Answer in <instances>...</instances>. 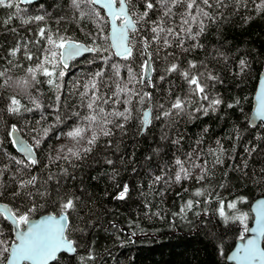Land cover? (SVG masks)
Listing matches in <instances>:
<instances>
[{"label": "trees", "instance_id": "obj_1", "mask_svg": "<svg viewBox=\"0 0 264 264\" xmlns=\"http://www.w3.org/2000/svg\"><path fill=\"white\" fill-rule=\"evenodd\" d=\"M142 2L137 0L140 11H143ZM247 3L245 8L237 5L236 0H224V6L216 7L213 0V7L207 10L216 20L206 22V31L199 37L202 48L190 47V40L184 44L188 51L175 44L158 50L154 44L144 51L137 44L131 59L112 56L108 64L115 61L121 66L120 77H127L129 68L139 77L148 53L154 71L149 80L135 87L150 93L152 100H146L134 111L125 129H114V135L101 137L84 160L73 161L75 167L64 160L50 162L49 153L55 155V149L65 142L55 137L76 119L72 113L80 111L83 115L84 110L76 107L79 103L76 87L92 80L97 70H103L106 77L111 76L102 60L86 55L70 62L66 75L59 81L63 88L59 104L58 93L40 76L42 83L30 89L42 105L40 109L19 88L0 83V191L3 192L0 203L13 211H24L31 205L34 211L30 219L61 213L57 190L64 199L72 197L76 203L77 211L69 212L68 230L69 239L76 243V254L62 253L51 264H229L228 253L245 236V226L248 229L251 225V204L264 196V125L250 123L254 96L264 71V13L257 14L252 0ZM21 8L23 11L17 13L14 8L0 7V71L5 73L0 82L14 84L28 79L27 68L34 66L36 57L42 55L44 41L38 35L39 28L84 44H90L93 38L90 34L97 31L96 17L85 2L79 9L73 6L72 0H39ZM37 15H43L45 20L22 23L23 19ZM105 31H109L107 26ZM17 46L20 48L17 56H9L10 50ZM27 53L33 55V60L25 58ZM110 55V51L103 53L105 57ZM241 60L247 65L243 71ZM189 62L198 66L192 72L205 71L201 66L206 65V70L218 77L219 82L211 92L223 104L218 111L205 116L194 112L197 105L193 102L189 109L193 115L174 114L170 119H152L150 126L143 130L140 119L143 111L151 108L154 117L157 112L168 109L177 97L186 98L189 85L185 79L179 73L169 75L165 69L178 63L186 70ZM161 76L163 80L159 79ZM120 77L106 80V85L111 87L102 85V91L111 93L114 80ZM12 95L32 110L22 115L8 113V98ZM161 104L163 109L159 108ZM229 104L234 106L229 108ZM132 106L137 108L135 100ZM56 107L60 108L59 113ZM57 115L64 123L57 121ZM13 125L31 145L37 132L50 128L40 148L34 149L39 163L24 169L23 173L17 172L20 166L12 159H25L11 142L9 133ZM209 148L217 150L216 154H209ZM194 150H202L201 159L207 160L206 179L165 183L176 171L174 160L184 159L187 153L195 154ZM217 155L221 163L215 162ZM108 159L113 163L108 164ZM49 173L54 177L51 180ZM14 175L17 180L31 175L38 177L36 188L27 190L33 193L31 199L23 193L14 195L17 190ZM157 176H163L164 180L156 181ZM125 184L130 189L127 198L116 199ZM37 190H47L49 195L41 198ZM197 191L203 195L196 196ZM188 200L194 202L191 210L186 208ZM221 201L225 205L237 204V210L225 207L228 221L219 216ZM241 215L247 217L243 223L235 219ZM0 230L3 231L0 239H6L10 250L13 227L2 216Z\"/></svg>", "mask_w": 264, "mask_h": 264}, {"label": "snow or ice", "instance_id": "obj_2", "mask_svg": "<svg viewBox=\"0 0 264 264\" xmlns=\"http://www.w3.org/2000/svg\"><path fill=\"white\" fill-rule=\"evenodd\" d=\"M30 0H0V7L6 9H15L17 13L23 11L22 4L29 3ZM82 2L87 3L92 8V15L96 17L97 31L90 34L92 41L90 44L80 43L78 41L68 39L59 33H51L50 29L44 27L39 28L38 35L44 41L42 47V55L37 56V63L34 66L27 68L28 79L14 84L8 81H2L3 85L8 87H16L21 90V93L30 98V102L35 108L40 109L42 105L32 96L31 88H35L42 83L40 76L46 78L45 81L50 88L55 89L58 93L56 96L57 104L60 103L59 93H63L60 80L66 75V70L70 66V62L76 61L78 58L92 55L99 57L103 64L111 72V76L106 77L103 70H97L94 73L92 80L88 81L82 87H76L79 103L77 108L84 110L83 115L80 111L72 113L76 117L66 129L61 130L56 134L55 139H63L65 142L55 149V155L49 153V161L56 162L64 160L75 167L73 161H82L90 153L93 152L101 137H111L114 135V129H125V125L133 119L134 111L139 110V106L145 104L146 100L150 102L152 96L150 93L141 92L135 87L137 84H143L144 77L149 71H154L150 60H145L141 65L142 72L139 77L128 70L127 77H120V65L113 61L108 64L112 56L119 57L124 60L133 57V50L137 44L144 51L156 45L159 48H181L188 51L184 44L186 40L192 43L190 47H203L199 42V37L202 36L207 28V21L215 22L216 17L213 16L207 9L213 7V0H143L140 11L137 6V0H72V4L77 9L80 8ZM216 7L224 6V0H214ZM237 5H242L247 8V0H236ZM254 9L257 14L264 13V0H252ZM101 12L104 15H101ZM151 14V15H150ZM83 15V13H82ZM153 17H156L155 19ZM177 17L179 20L177 21ZM11 18V17H10ZM250 19V18H249ZM45 17L37 15L31 19H23L22 23H39L43 22ZM109 31H105V27ZM51 33V34H49ZM104 41L99 43L98 41ZM37 44L40 41H36ZM111 52L110 56H103L104 52ZM20 52L19 46L13 48L9 52V56L16 57ZM25 58L29 61L33 60V55L27 53ZM12 63V61H9ZM195 62H189L188 69H181L178 63H172L165 69L169 75L179 73L189 85V90L186 98L177 97L169 106L168 109L162 112H157L152 116V109L148 108L142 112L141 123L150 126L152 119L159 120L161 118L170 119L175 116L193 115L189 112L193 102L196 103L194 112H200L203 115H208L209 112L215 113L223 104V100L219 96L212 95L211 89L215 86L219 79L216 75L206 70V65L201 67L205 71L192 72L191 69H197ZM241 71L247 67L244 60L240 61ZM5 75L0 71V77ZM113 77H120L119 80H114V88L111 93L102 91V85H106V80ZM160 80L164 76L159 77ZM211 82V83H210ZM71 95V92L68 93ZM122 98V99H121ZM146 98V99H145ZM9 103L7 112L12 115H22L23 112L31 111L27 105L22 104L21 100L16 95L8 98ZM137 106L133 108V101ZM260 105L257 109V115L264 119V94L259 97ZM122 107H119L121 106ZM234 105L229 104L231 108ZM163 105L159 108L163 109ZM55 111L60 112V108L56 107ZM43 119V117H41ZM59 123H64L60 116L56 117ZM19 131L14 125L10 129V135ZM35 131V130H34ZM50 128H43L37 132L34 138V145L23 146L22 150L26 159H16L12 157L14 162L20 166L18 173H23L24 169L35 167L39 160L37 159L34 149H39L43 139H46ZM204 131H207L205 129ZM12 144H21L22 141L12 139ZM2 143V141H0ZM179 143V138L175 141ZM201 142L198 141L197 145ZM219 144V141H217ZM220 151H223L222 146ZM217 150L208 149L209 154H216ZM194 153L185 154L184 159L176 158L173 167L176 171L169 180L165 183L175 182L177 184L183 181L195 179L197 182L206 179L208 176L207 160H202V150H194ZM216 163H221L220 156H216ZM108 164H112L111 159L107 160ZM199 169L197 173L196 170ZM66 172V170H65ZM49 180L53 179V174L49 173ZM17 190L15 196H20L22 193L27 195L29 199L33 195L28 189H35L38 182L36 175L29 176L28 179H16ZM156 181L164 180L163 176H157ZM44 183H47L45 181ZM130 189L125 184L122 190L118 193L116 199L125 200ZM37 193L41 198L49 195L47 190ZM0 195L3 192L0 191ZM196 196H202V191H197ZM59 197V207L61 215L57 219L55 216H49L46 220H41L37 223H32L30 213L34 211V207L28 206L24 211L17 209L13 211L7 205L0 207V216L4 220H10L16 230L15 240L12 242L11 251L9 252V244L6 239H0V264H50L55 261L60 253H76V243L69 239V212H76L77 207L74 198L68 197L64 199L57 190ZM194 207V202L188 200L186 208L191 210ZM225 207L232 210H237V204L229 202L227 205L223 201L219 203V216L225 221L229 220V215L225 211ZM264 209V204L260 205L258 211ZM264 218V212L260 213ZM243 223L247 219L241 215L235 217ZM22 225H27V230L21 229ZM245 231H248L245 226ZM260 235L264 236V227L260 230ZM3 236V231L0 230V237ZM243 239V237H241ZM240 253H243L241 255ZM7 254V255H5ZM8 256L11 257L8 261ZM92 259V257H89ZM233 259H239L246 264H264V250L258 246L255 239L249 240L247 246L241 247L237 255Z\"/></svg>", "mask_w": 264, "mask_h": 264}, {"label": "water", "instance_id": "obj_3", "mask_svg": "<svg viewBox=\"0 0 264 264\" xmlns=\"http://www.w3.org/2000/svg\"><path fill=\"white\" fill-rule=\"evenodd\" d=\"M38 1L39 0H30L29 3H25V4H22V5H30V4H34V3L38 2ZM80 43H82V42H80ZM145 58H146V60H150L148 53L145 54ZM150 63H151V61H150ZM151 73H152V71L148 72L147 76L144 77V81H147V80L150 79ZM262 94H264V71L262 72V74H261V76L259 78L258 86H257L256 93H255V96H254V107H253V111H252V114H251V117H250V123H251L252 126H256L259 123H262L264 125V119H261L257 115V109L259 108V105H260L259 97ZM143 130H145V125H143ZM11 137H12V139H16L18 141H22L23 142V145L18 143V144L15 145V147H16L17 151L19 152V154L22 155L26 159L23 151L20 150V149H22L23 146H27V145H31V144L27 141V139H25L20 134L19 131L17 133H15V134H12ZM262 204H264V196L258 197L251 204L250 211H251V214L253 216L251 225L248 227V231H246V234H245V236H243V239L240 238L239 240H237L235 245H234V247L232 248V250L228 253L227 261H228L229 264H246V262L241 261L239 259H233V257H235L237 255V252H238V250L241 247L247 246V242L249 240L255 239L257 241V243H258V246L261 248V250H264V246H263L264 236L260 235V231H259L262 227H264V218H262V216L260 214L261 212H264V209H260L258 211L259 206L262 205ZM4 205H6V204L0 203V207H3ZM8 208H9V206H8ZM60 215H61V213L60 214L47 213V214H43V215H41L39 217H36V218H31L30 220H31L32 223H37V222H39L41 220H46L49 216H55L58 219ZM8 221L11 223L10 220H8ZM11 225H12V223H11ZM12 227H13V235H14V240H15L16 230H15L13 225H12ZM27 227L28 226L25 225L21 229L26 231ZM10 251H11V246H10L9 252ZM60 254H62V253H60ZM60 254H58V256ZM65 254L74 255L76 253H74V254L65 253ZM240 254L243 255V253H240ZM10 259H11V257L8 256V261H10ZM53 262L54 261L50 262V264L53 263ZM5 264H8V262L6 261Z\"/></svg>", "mask_w": 264, "mask_h": 264}, {"label": "bare ground", "instance_id": "obj_4", "mask_svg": "<svg viewBox=\"0 0 264 264\" xmlns=\"http://www.w3.org/2000/svg\"><path fill=\"white\" fill-rule=\"evenodd\" d=\"M35 152V151H34Z\"/></svg>", "mask_w": 264, "mask_h": 264}]
</instances>
